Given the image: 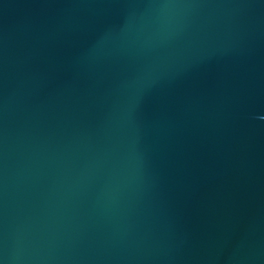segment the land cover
I'll use <instances>...</instances> for the list:
<instances>
[{
  "label": "water",
  "instance_id": "1",
  "mask_svg": "<svg viewBox=\"0 0 264 264\" xmlns=\"http://www.w3.org/2000/svg\"><path fill=\"white\" fill-rule=\"evenodd\" d=\"M0 264H264V0H0Z\"/></svg>",
  "mask_w": 264,
  "mask_h": 264
}]
</instances>
